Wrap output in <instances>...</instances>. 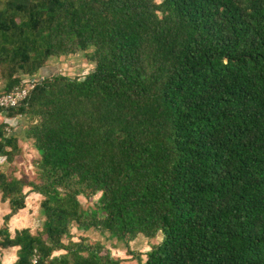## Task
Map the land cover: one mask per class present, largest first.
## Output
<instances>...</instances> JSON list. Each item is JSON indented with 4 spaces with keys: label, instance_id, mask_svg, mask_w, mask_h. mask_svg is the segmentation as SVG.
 Instances as JSON below:
<instances>
[{
    "label": "trees",
    "instance_id": "16d2710c",
    "mask_svg": "<svg viewBox=\"0 0 264 264\" xmlns=\"http://www.w3.org/2000/svg\"><path fill=\"white\" fill-rule=\"evenodd\" d=\"M80 53L86 75H42ZM33 76L0 109L27 120L39 155L33 181L0 172L5 223L25 187L42 197L40 232L0 229L14 264L122 263L73 225L127 248L161 234L139 264H264V0H0L3 93Z\"/></svg>",
    "mask_w": 264,
    "mask_h": 264
},
{
    "label": "crops",
    "instance_id": "0c3cea01",
    "mask_svg": "<svg viewBox=\"0 0 264 264\" xmlns=\"http://www.w3.org/2000/svg\"><path fill=\"white\" fill-rule=\"evenodd\" d=\"M41 73L44 74L43 71H41ZM41 73L39 75H41ZM5 122H8L9 124L7 123L6 125L10 127L7 136H14L16 138L17 150L19 153L15 156L12 162L7 161L6 157L0 155V172L17 179L26 178L29 181H33V176H35L34 165L38 160L39 155L33 148L32 142L25 138L27 120L21 116L9 118L5 114H0V124H5ZM15 165L19 167L18 170ZM30 190L29 187H25L23 190L25 194L27 193L25 208L11 216L6 223L4 218L10 213V205L9 201L3 200L0 194V229L6 227L10 239L14 238L15 232L21 230H28L32 235L38 233L37 229L34 228L35 220L31 215L33 207L29 204L33 200L37 201L38 205L35 207V213L32 212V214L35 217H37L36 215L40 217V219L37 220V225L42 228L44 217L39 208V203L42 197ZM75 231H77V228H75ZM17 255L18 247H9L6 249L0 248V264H14L17 261Z\"/></svg>",
    "mask_w": 264,
    "mask_h": 264
},
{
    "label": "rangeland",
    "instance_id": "374dc122",
    "mask_svg": "<svg viewBox=\"0 0 264 264\" xmlns=\"http://www.w3.org/2000/svg\"><path fill=\"white\" fill-rule=\"evenodd\" d=\"M162 0H156L157 3H160ZM93 63L88 61L86 54L80 53L75 55H69L66 57L53 58L47 62L46 68L43 69L44 74L53 75V74H62L68 77H82L89 73L93 68ZM49 71H48V70ZM43 75V74H42ZM44 76V75H43ZM5 81L0 80V94L4 92ZM17 170L18 166L15 165ZM35 172V171H34ZM35 176L33 178L35 179ZM28 180V179H27ZM98 195L91 200H86L83 197H79V201L84 209L92 208ZM27 201V199L25 200ZM33 207L31 215L34 222V228L37 229V232L41 231V227L37 225V220L40 219L38 215L35 217L33 213L38 205V202L33 200L29 203ZM42 218V217H41ZM76 226L73 225L70 231V239L74 242L79 240H84L89 244L99 243L103 246V253H109L111 257L115 259L122 260L121 264H139V260H145V254L150 250L151 247L158 245L161 242L162 236L158 234L153 239H146L145 237L139 235L133 241L128 244V248L123 242L117 241L115 238L112 239L108 234H101L96 230L90 229L88 231L77 230L75 231ZM67 242V239L65 240ZM128 251V252H127ZM129 252H132L131 254ZM60 252H56L55 255H59Z\"/></svg>",
    "mask_w": 264,
    "mask_h": 264
},
{
    "label": "built area",
    "instance_id": "2783aa9c",
    "mask_svg": "<svg viewBox=\"0 0 264 264\" xmlns=\"http://www.w3.org/2000/svg\"><path fill=\"white\" fill-rule=\"evenodd\" d=\"M41 79H43L42 76L24 77L22 81L11 91L0 94V109L5 112L8 109L16 108L17 106H19L24 100H26L29 92ZM7 123L8 122H5V124ZM9 128L10 127L7 126V132L9 131ZM32 263L36 264V258L32 260Z\"/></svg>",
    "mask_w": 264,
    "mask_h": 264
}]
</instances>
